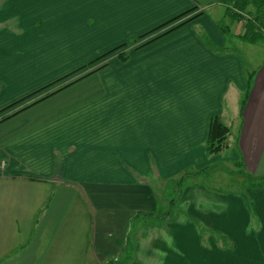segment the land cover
I'll return each instance as SVG.
<instances>
[{
	"label": "crops",
	"instance_id": "crops-1",
	"mask_svg": "<svg viewBox=\"0 0 264 264\" xmlns=\"http://www.w3.org/2000/svg\"><path fill=\"white\" fill-rule=\"evenodd\" d=\"M231 5L0 0V264H225L222 236L264 251V43L227 30ZM214 116L231 133L209 154ZM221 164L254 184L217 189Z\"/></svg>",
	"mask_w": 264,
	"mask_h": 264
},
{
	"label": "trees",
	"instance_id": "trees-1",
	"mask_svg": "<svg viewBox=\"0 0 264 264\" xmlns=\"http://www.w3.org/2000/svg\"><path fill=\"white\" fill-rule=\"evenodd\" d=\"M230 1L233 2V6L231 5V8L226 9V16H229L233 20V23L234 22L240 23V22H244V20H245V24L243 27L244 28L243 33L240 34L239 37L243 41H245L246 43H252V44L264 43V0H225V3L227 4V2H230ZM190 12H188V13H190ZM188 13L182 14L181 16H179L175 19H179L180 17L185 16ZM247 17H248V19H246ZM164 27H165V25H162V26L156 28L155 30L144 34L143 36H141V39L148 37L152 33L157 32V31L163 29ZM136 44H137V39L130 41V45H136ZM125 46H126V44H123V45L109 51L108 53L102 55L101 57L97 58L96 60L90 62V64H88L87 66L82 67L78 70V72H80L82 70L83 71L85 70V71L82 74L78 75L77 78L73 79L72 81H68L67 83H65L61 86L54 88L50 92H48V93L44 94L43 96L35 99L31 103L23 106L22 108L13 112L12 114L7 115V116H3L1 120L3 121L6 119H9L12 116H15L18 113H20V112H22V111H24V110H26L32 106L44 101L45 99H47L51 96H53L54 94L62 91L63 89L70 87L71 85L75 84L76 82L100 71L101 69L106 67L107 64L103 63V64H100L96 67H92V66L94 64L98 63L99 61L103 60L104 58H106L108 55L122 50ZM118 57L121 58L122 61L128 60V56L124 55V52L119 53ZM72 75L73 74L65 76L64 78L58 80L57 82H54L50 86L35 92L33 95H36L41 91H44L45 89L53 86L54 84L60 83L61 81L69 78ZM14 106H15V104L12 106H9L8 108H12ZM230 133H231L230 127L227 126L222 121L220 116L212 117L211 123H210L209 134H208L207 141H206L207 152L209 154H217V153L222 152L228 145L227 140H228Z\"/></svg>",
	"mask_w": 264,
	"mask_h": 264
},
{
	"label": "rangeland",
	"instance_id": "rangeland-1",
	"mask_svg": "<svg viewBox=\"0 0 264 264\" xmlns=\"http://www.w3.org/2000/svg\"><path fill=\"white\" fill-rule=\"evenodd\" d=\"M216 16L221 21H224L221 23L227 27V30L232 31V35L235 34V31L240 29L241 24L238 22L232 23L230 19H225V15L223 13V10H218L216 12ZM239 32V31H238ZM240 33V32H239ZM228 37V43L227 48L234 50L238 46L239 40L231 39ZM212 48H216V43L210 42L209 40L206 41ZM241 44L243 47L249 48L250 45L245 43L244 41H241ZM262 45L259 44L256 47L252 46L251 48L256 51L257 56H259V52L261 51ZM242 47V48H243ZM238 49V48H237ZM128 51V50H127ZM254 54V51H253ZM253 59L255 57H252L250 51L248 52L247 56L244 55V58L246 63H250V58ZM255 56V54H254ZM256 56V57H257ZM215 172L213 174L210 173V180L214 183V187L217 189L225 190L227 192H234L239 191V188L243 187L246 182L250 184H254V182L249 181L243 174L237 173L235 170H233L229 165L221 164L219 167L215 168ZM207 177V175H205ZM241 182V183H240ZM255 190H258L260 192L264 193V178L259 180L257 184L254 185ZM245 193V191H243ZM246 194V193H245ZM180 202H178L179 204ZM201 235V230L199 231ZM250 237V235L248 234ZM247 237V236H246ZM256 237V233L254 234V238ZM251 238V237H250ZM253 238V237H252ZM222 245L223 247L219 249L218 251L222 254V257L224 259L225 264H264V251L262 250V243L260 241H257L253 248L250 250H243V256L241 255V250H235L233 246V242L228 239L226 236H222Z\"/></svg>",
	"mask_w": 264,
	"mask_h": 264
},
{
	"label": "built area",
	"instance_id": "built-area-1",
	"mask_svg": "<svg viewBox=\"0 0 264 264\" xmlns=\"http://www.w3.org/2000/svg\"><path fill=\"white\" fill-rule=\"evenodd\" d=\"M246 19H248V17ZM244 24H245V20H244Z\"/></svg>",
	"mask_w": 264,
	"mask_h": 264
}]
</instances>
